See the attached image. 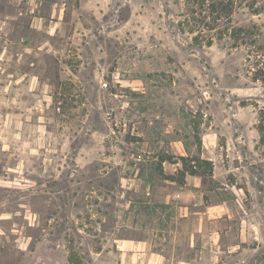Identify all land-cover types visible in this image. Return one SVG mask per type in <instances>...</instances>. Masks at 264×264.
I'll list each match as a JSON object with an SVG mask.
<instances>
[{"label":"rangeland","instance_id":"374dc122","mask_svg":"<svg viewBox=\"0 0 264 264\" xmlns=\"http://www.w3.org/2000/svg\"><path fill=\"white\" fill-rule=\"evenodd\" d=\"M187 5L0 0V264H264V83L244 48L193 44ZM162 156L213 177L171 183Z\"/></svg>","mask_w":264,"mask_h":264},{"label":"trees","instance_id":"16d2710c","mask_svg":"<svg viewBox=\"0 0 264 264\" xmlns=\"http://www.w3.org/2000/svg\"><path fill=\"white\" fill-rule=\"evenodd\" d=\"M247 0H187V14L181 22L184 29L195 33L193 44L211 45L215 37L224 39L230 48H244L246 50V61L251 69L254 80H261L264 83V36L262 28L252 22L251 24H234L233 13L236 9L247 5ZM248 6V5H247ZM249 8L259 13L264 6L256 7L254 2ZM258 129L261 141L264 142V106L260 108ZM182 167L178 168L181 177L167 174L164 171L163 163L172 162L171 156H162L159 162V173L166 179L176 181L178 184L186 183V175L213 177V164L201 156H181ZM175 163V162H173ZM70 264L73 257L69 258Z\"/></svg>","mask_w":264,"mask_h":264},{"label":"crops","instance_id":"0c3cea01","mask_svg":"<svg viewBox=\"0 0 264 264\" xmlns=\"http://www.w3.org/2000/svg\"><path fill=\"white\" fill-rule=\"evenodd\" d=\"M187 181H188V179H187ZM174 182L175 181H171V183H174ZM189 190L190 189L188 188V184H186L185 186H182L180 189H178L177 191H175L174 193H172V195H173L174 199L176 197H178L180 199L179 200V203L180 202L183 203L184 201H187V199H190L189 196H188L189 193H190ZM184 203H187V202H184ZM188 205L189 204H184V205L181 204L180 205L181 208L187 209V211L184 214L181 215L182 217H188L189 216V212H188L189 206ZM218 205L222 206L221 204H218ZM203 213L206 214L207 211H203ZM204 214H202V215H204ZM201 218L204 219V217H201ZM176 260L177 261H176L175 264H193V262L191 260H189L188 258L178 257Z\"/></svg>","mask_w":264,"mask_h":264}]
</instances>
